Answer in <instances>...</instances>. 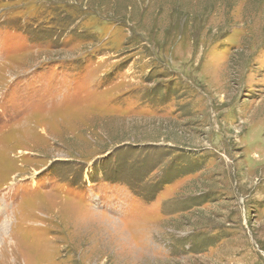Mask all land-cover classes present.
<instances>
[{
  "label": "rangeland",
  "instance_id": "1",
  "mask_svg": "<svg viewBox=\"0 0 264 264\" xmlns=\"http://www.w3.org/2000/svg\"><path fill=\"white\" fill-rule=\"evenodd\" d=\"M0 264H264V0H0Z\"/></svg>",
  "mask_w": 264,
  "mask_h": 264
}]
</instances>
